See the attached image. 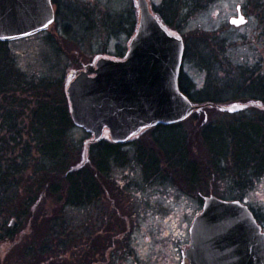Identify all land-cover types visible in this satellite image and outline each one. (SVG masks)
<instances>
[{
	"label": "rangeland",
	"instance_id": "374dc122",
	"mask_svg": "<svg viewBox=\"0 0 264 264\" xmlns=\"http://www.w3.org/2000/svg\"><path fill=\"white\" fill-rule=\"evenodd\" d=\"M259 1L264 2L212 0L206 6L207 0H190L191 5L186 9L179 4L174 20L176 30L186 43L181 72L185 88H188L187 84H194L196 89L190 88L193 93L197 89L203 90L209 77V70L203 67L204 59V63L213 61V58L217 61L211 70V83L218 89L241 81L237 65L249 69L257 67L258 74L264 73V20L260 17ZM148 2L156 9L162 6L163 0ZM57 3V21L47 32L7 43L4 49L14 57L16 65L26 75L25 80L28 78L31 85L25 95L0 97V104L5 106L9 100L14 101L11 102V116L19 119L15 130L24 136L21 143H10V138H7L4 151L12 157L21 153L26 141L30 142L27 143L29 147L37 145L29 139L27 126H30L29 116L34 107L33 88H38L39 80H51L44 92L67 102L65 81L70 72L81 70L98 55H124L140 18L137 0H57ZM238 6H241L247 23L236 27L230 19L238 17ZM181 14H185V20ZM227 95L229 93L217 94L218 98ZM210 109L212 113L193 114L195 120L184 122L180 128L189 137L191 158L197 160L196 184L188 181L191 173L181 167L169 172L165 168V172H161L164 176L147 178L144 175L141 167L131 159L139 146L157 151L152 144L154 133H146L137 140V144L121 146L126 153L127 164L121 166L113 162L111 181L100 182L104 194L95 206L56 208L55 200L47 195V189L30 194L23 187L5 192L0 188V203L3 204L0 206V237L5 238L7 231L17 234L20 230L18 243L8 247L5 240L0 242V262L12 254L13 264H21L23 255L18 250L26 246L32 254H37L35 259H29L34 261L32 264H180L181 250L189 241V227L207 195H217L226 200L239 199L258 215L264 229V172L252 176L244 174V181L250 176L251 183L242 189L238 173L232 174L228 169H232L231 158L225 162V169L210 163L211 157L203 145L196 120L201 115L202 122H219L221 126L217 127L216 133L226 134L229 130L227 123L264 110L249 109L229 114ZM164 133L161 137L163 145L174 151L181 142L180 133L177 130ZM5 135L6 131L2 132L0 125V137ZM87 137L85 130L71 129L70 146L77 148L80 154L69 170L81 162ZM95 152L96 147L92 148L91 155ZM86 166H92V162ZM21 176L28 177L27 173ZM7 181L10 182V178ZM11 181L16 183L15 179ZM60 182L64 184L61 179ZM51 183L55 185L56 182ZM33 204L37 206L39 220L34 229L26 230L29 217L25 214L30 212ZM57 216L61 222L66 221V231L74 233L72 238L51 236L50 225L44 218L48 220ZM13 218L17 222L10 226ZM57 228L59 226L53 229ZM86 230L91 236L89 244H86L87 236L83 240ZM65 243H68L67 247H64Z\"/></svg>",
	"mask_w": 264,
	"mask_h": 264
},
{
	"label": "trees",
	"instance_id": "16d2710c",
	"mask_svg": "<svg viewBox=\"0 0 264 264\" xmlns=\"http://www.w3.org/2000/svg\"><path fill=\"white\" fill-rule=\"evenodd\" d=\"M189 1L163 0L162 6L154 9V11L168 27L176 30L174 17L178 15L179 4H182L186 9L191 5ZM211 1L207 0V3L204 5L207 6ZM258 7L261 9L260 17L264 20V2L259 1ZM181 18L185 20V14H181ZM6 45L7 43L0 42V97L2 95H6V98L14 97V95L18 94L25 95L30 91V82L28 78L25 80L26 75L16 65L14 57L4 50ZM204 60L203 67L209 70V77L203 85V90L197 89L193 93L190 88L192 86V90H195L196 86L194 84L191 86L188 84V88L186 89L180 84L181 90L192 102L199 105L209 103L225 104L238 99V101H258L264 104V73L258 74L257 67L249 69L243 65H237L241 81L218 89L214 88L211 83V70L213 67H216L217 61L213 58V61L204 63ZM39 82L38 88H33L32 103H34V107L29 116L30 126H27L29 129L27 133L29 139L34 145L35 143L37 145L29 147L27 143L30 142L26 141L25 147H21V153L17 157L6 155L4 151L7 138H10V143H21L24 140L23 134L15 130L19 119L11 116L13 114V103L11 102L14 101L9 100L8 106H5L4 103L0 104L1 130L2 132L6 131V135L0 137L1 192L23 187L27 193L34 194L36 191L47 189L49 192L47 195L48 197L52 196L55 200L53 203L56 208L59 206L60 208L74 207L82 209L95 206V203L104 194L100 182L111 181L110 169L113 162L116 165L120 164L123 166L127 162L125 160H128L126 159V153L121 150V145H113L103 141L92 146V148L96 147V152L91 155L92 166H86L79 170H69L71 163L80 153L77 152V148L70 146L69 143L72 141L69 138L70 131L75 126L72 122L67 102L65 100L62 101L58 96H50L44 92L45 90L43 89L49 87L51 80L49 82V80L43 78ZM230 92L232 93L230 94ZM219 93H229V95L224 98H218L217 94ZM214 94L216 95L213 96ZM251 109L260 111L257 107H252ZM204 111L212 113L210 107H204L203 113ZM200 116L198 115L196 120L199 124L198 129H200L203 145L208 149L211 157L210 163L216 168H219V166L224 168L225 162H228L231 158L233 162L232 169H228L229 171L232 170V174L238 173L242 189L244 187L246 189L247 185L251 183L250 176L260 175L264 172V112L254 113L253 115L245 116V118L241 117L238 120L227 123L229 130L226 134L222 132L216 133L217 127L221 126L219 122L210 121L205 123L200 120ZM194 117L189 120L194 121L196 118ZM182 125L183 123L172 126H159L149 132L150 134L154 133L152 144L157 151L153 149L152 151L143 146H139L136 149V154L133 155V159L131 160L138 167H141L147 178L163 175L161 172H165V168L169 172L170 169L177 171L181 167L185 172L191 173L188 181L196 184L197 160L191 158L189 137L187 133L185 135L180 130ZM166 130H177L181 135V142L174 151L168 150L161 140ZM217 146L220 148L217 149ZM24 173H27L28 177L24 178L21 176ZM244 174H250L249 178L245 181L243 179ZM9 178L10 182L7 181ZM13 179H15L16 183L11 181ZM60 179L63 181V185ZM50 182H56L57 184L53 185ZM24 183L26 184L25 187ZM0 206H3V204ZM36 208L37 206L33 204L30 208L31 213L25 214L29 217L26 230L28 228L34 229L37 225L39 219H37L38 213ZM44 220L48 221V225H50L49 233L52 237L59 238L63 235L71 236L70 238L73 237L74 233L71 234L66 231V221L61 222L58 216L48 220L44 218ZM58 223L61 225H58ZM58 226L59 228L56 230L53 229ZM7 229L11 230V232L13 231L11 228ZM87 231L83 233V240L85 241V237L87 236L88 241L86 244H89L91 236ZM19 233L20 230L17 234L7 231L6 238L2 239L0 237V242L6 241L8 247L12 243H18ZM77 236L79 238V235ZM15 245H17L16 247L20 246L19 244ZM67 246L68 243H65L64 247ZM19 252L23 255L21 264H32L34 261L32 262L29 259L37 257V254H32L26 246L20 247ZM42 253V249H40V254Z\"/></svg>",
	"mask_w": 264,
	"mask_h": 264
},
{
	"label": "water",
	"instance_id": "95a60500",
	"mask_svg": "<svg viewBox=\"0 0 264 264\" xmlns=\"http://www.w3.org/2000/svg\"><path fill=\"white\" fill-rule=\"evenodd\" d=\"M137 6L140 18L125 56L98 55L66 78L72 121L91 134L84 141L81 162L71 170H79L91 161L93 144L102 140L129 142L151 128L180 123L204 107L230 114L250 107L264 110V104L258 101L194 104L179 87L185 49L182 35L164 23L148 0H137ZM54 22L51 0H0V42L35 36L49 30ZM230 23L236 27L247 23L240 7L238 17H232ZM14 223L12 219L10 224ZM190 232L193 264L196 259H203V264H228L232 261L231 251L241 250L242 246L258 253L257 262L264 264V234L241 202L206 197ZM222 237H226L224 241Z\"/></svg>",
	"mask_w": 264,
	"mask_h": 264
},
{
	"label": "flooded vegetation",
	"instance_id": "af4514ba",
	"mask_svg": "<svg viewBox=\"0 0 264 264\" xmlns=\"http://www.w3.org/2000/svg\"><path fill=\"white\" fill-rule=\"evenodd\" d=\"M51 1H52L53 6H54L55 15H56V18H57V16H58V13H57V11H58L57 10V5H58L57 0H51ZM185 46H186V43H185ZM183 78L184 77L182 76V73H181V75H180V84L181 85H183ZM187 86H188V84H187ZM183 87H184V85H183ZM109 144H111V143H109ZM204 197H203L202 208L200 209L199 213L194 216V218L192 220V223H191V225L189 227V241H188V244H186L181 250L180 264H193V258L190 257V253H189V250L191 249V243H192L190 229H191V226L193 224V221H194L195 217L198 216L203 211V208H204ZM233 200H235V199H231L229 201H233ZM238 201H240V200H238ZM240 202L248 207L250 213L252 214V216H253V218L255 220V225L260 228V233L264 234L263 225L260 223L258 215L247 204H245L242 201H240ZM213 231L217 232L219 230H213ZM225 238L226 237H222L221 239L224 241ZM228 243L229 244H233L230 241ZM231 254H232V261L230 263H228V264H259L257 262L256 256L258 257V261H260L259 260V254L256 253L251 248H249V246L248 247L242 246L241 250H237V249L234 248L231 251ZM11 255L12 254H9L8 256L6 255L5 256L6 258H5V260L2 261V263L3 264H13V259H12ZM7 259H8V261H7ZM194 264H203V259H201V260L200 259H196L194 261Z\"/></svg>",
	"mask_w": 264,
	"mask_h": 264
},
{
	"label": "snow or ice",
	"instance_id": "6c2138e0",
	"mask_svg": "<svg viewBox=\"0 0 264 264\" xmlns=\"http://www.w3.org/2000/svg\"><path fill=\"white\" fill-rule=\"evenodd\" d=\"M240 21L243 22V17H240ZM237 21L234 19L233 23H236Z\"/></svg>",
	"mask_w": 264,
	"mask_h": 264
}]
</instances>
